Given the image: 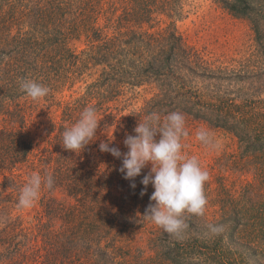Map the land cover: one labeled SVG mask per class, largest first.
Returning a JSON list of instances; mask_svg holds the SVG:
<instances>
[{"label":"trees","instance_id":"1","mask_svg":"<svg viewBox=\"0 0 264 264\" xmlns=\"http://www.w3.org/2000/svg\"><path fill=\"white\" fill-rule=\"evenodd\" d=\"M217 1L250 20L257 71L209 67L178 31L181 0H0V264H264V0ZM255 77L262 79L251 82ZM233 78L248 85L232 94L214 82ZM26 79L50 88L47 108L62 109L38 141L26 128L33 110L20 87ZM151 82L160 92L119 119L133 92ZM78 84L83 94L60 100L80 93ZM89 106L102 116V129H113L106 140L114 147L152 112L161 121L180 112L223 130L239 153L214 166L239 167L252 179L238 188L223 174L208 180L204 215L186 216L183 238L169 235L144 219L154 188L141 196L140 181L150 167L133 189L119 171L122 157L96 141L78 154L62 147L64 129ZM34 173L55 183L41 191L27 224L18 199ZM209 224L225 231L211 235Z\"/></svg>","mask_w":264,"mask_h":264},{"label":"clouds","instance_id":"2","mask_svg":"<svg viewBox=\"0 0 264 264\" xmlns=\"http://www.w3.org/2000/svg\"><path fill=\"white\" fill-rule=\"evenodd\" d=\"M20 87L33 101L42 100L50 93L48 86L31 79L22 81ZM100 121L96 109L86 107L78 121L64 129L62 147L75 154L84 151L97 140ZM133 131L135 134H127L123 141L128 149L126 152L111 146L112 140L109 138L100 142L99 149L116 158L122 157L119 171L124 179L131 181L133 189L136 187V177L141 176L150 165V170L140 181L145 186L141 196L146 194L147 186L154 188L151 203L143 213L144 219L150 220L169 235L183 238L189 227L186 216H203L205 213L208 201L204 186L209 180V172L198 159L188 157L183 152L185 145L182 140L188 136L185 117L180 112H171L161 121L160 115L152 112L142 121L138 119ZM196 139L202 144L219 147L208 130H199ZM54 183L50 174L30 175L20 190L18 206L24 209L33 207L41 191L52 190ZM208 230L211 235L217 236L225 231V227L222 224H209Z\"/></svg>","mask_w":264,"mask_h":264},{"label":"rangeland","instance_id":"3","mask_svg":"<svg viewBox=\"0 0 264 264\" xmlns=\"http://www.w3.org/2000/svg\"><path fill=\"white\" fill-rule=\"evenodd\" d=\"M181 2L184 7V16L177 21L178 31L187 44L202 57V60L209 67L214 70L235 71V73L238 71L244 73L245 71L258 70L261 55L258 53L256 34L250 20L235 16L217 0H181ZM166 24H161L159 28L166 27ZM78 46L80 50L85 48L83 44ZM261 79H256L255 77L251 79V82H259ZM214 82H216V86L223 84L228 88V92L233 94L238 89L237 86L245 85L246 81L233 78L231 81L218 79ZM246 84L248 85L247 82ZM80 85L78 84L75 89H78ZM83 87L84 85L81 89H78L80 93L65 92L60 100L67 102L79 96L84 91ZM158 92L160 91L157 82H151L136 89V93L133 92L132 104L125 111L119 112L118 118L121 119V114L128 115L132 109L142 107L147 100ZM27 107L33 110L32 115L28 118L26 128L38 141L41 136L46 135L50 120L60 119L62 109L57 105L47 108L48 103L45 102V99L33 101L31 98L28 99ZM98 118L102 120V116ZM185 128L188 136L182 140L185 145L183 152L188 157L195 156L198 159L201 166L209 172V180L216 183L219 175L223 174L226 175L234 188H238L242 182L252 179L251 175L242 174L239 171V167L226 170L225 168L214 166L219 158L222 157L225 162L230 154L237 155L239 153L236 138L223 130L212 129L205 123L193 122L188 118H185ZM201 129L210 131L213 142L217 143L219 147L214 148L198 141L196 133ZM112 130V128L104 130L100 127L97 132L98 138L96 142L100 144L101 141H106V138L112 135ZM118 148L121 150L127 149L123 141L118 143ZM39 209V201L37 200L33 207L22 208L18 213L28 224L33 222Z\"/></svg>","mask_w":264,"mask_h":264}]
</instances>
